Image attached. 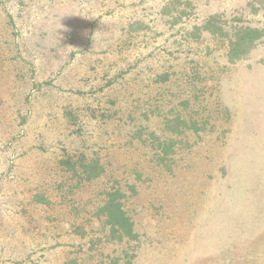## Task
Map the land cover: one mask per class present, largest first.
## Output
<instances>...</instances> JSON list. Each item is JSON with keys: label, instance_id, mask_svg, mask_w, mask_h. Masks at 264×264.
Here are the masks:
<instances>
[{"label": "rangeland", "instance_id": "374dc122", "mask_svg": "<svg viewBox=\"0 0 264 264\" xmlns=\"http://www.w3.org/2000/svg\"><path fill=\"white\" fill-rule=\"evenodd\" d=\"M68 263L264 264V0H0V264Z\"/></svg>", "mask_w": 264, "mask_h": 264}, {"label": "trees", "instance_id": "16d2710c", "mask_svg": "<svg viewBox=\"0 0 264 264\" xmlns=\"http://www.w3.org/2000/svg\"><path fill=\"white\" fill-rule=\"evenodd\" d=\"M218 15L214 14L208 18L204 28L211 32H217L216 30H222V27H217L216 21ZM217 28V29H216ZM263 31L258 28H252L249 26H240L236 30L235 38L231 41V59L242 58L249 50L254 46L255 41L261 38ZM70 160L63 161V163L69 164ZM91 170L95 169V166H89ZM108 197L105 204L102 206V212H104L105 222L111 233H118L120 238L134 237L133 222L130 216L127 215L124 210L123 203L118 198L120 191L117 189L114 192H108ZM75 264V263H68Z\"/></svg>", "mask_w": 264, "mask_h": 264}]
</instances>
